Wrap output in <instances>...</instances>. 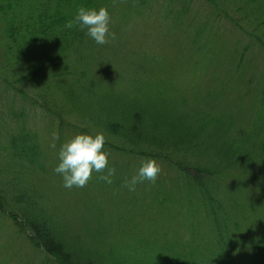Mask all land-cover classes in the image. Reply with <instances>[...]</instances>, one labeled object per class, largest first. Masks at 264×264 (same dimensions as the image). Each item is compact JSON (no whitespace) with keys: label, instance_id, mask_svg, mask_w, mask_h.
Listing matches in <instances>:
<instances>
[{"label":"trees","instance_id":"16d2710c","mask_svg":"<svg viewBox=\"0 0 264 264\" xmlns=\"http://www.w3.org/2000/svg\"><path fill=\"white\" fill-rule=\"evenodd\" d=\"M121 1L146 5L0 0V264H264V71L248 74L246 55L257 47L264 64V0H207L216 23L224 16L248 39L206 94L161 79L144 50L121 58L113 38L97 44L67 26L80 6L111 15ZM34 108L55 122L48 136L28 124ZM69 131L104 133L111 184L106 168L64 187L54 168ZM149 158L157 179L129 191ZM73 203L82 217L70 221L61 204Z\"/></svg>","mask_w":264,"mask_h":264},{"label":"rangeland","instance_id":"374dc122","mask_svg":"<svg viewBox=\"0 0 264 264\" xmlns=\"http://www.w3.org/2000/svg\"><path fill=\"white\" fill-rule=\"evenodd\" d=\"M145 2L146 5L138 13L134 11L137 4L131 7L125 1L117 5L114 3L111 8L110 27L115 33L112 41L115 46L122 47L120 50L118 48L116 55L125 58L128 50H144L152 61L156 58L161 62L160 74L163 72L166 77L161 79L167 80L179 91L181 89L195 91L196 87L204 86L206 88L204 94H206L208 91L219 89L227 70L235 68L234 47L240 50V45L243 46L248 38L224 16L221 22L216 23L215 14L207 0H172V2L145 0ZM177 9L183 12L178 14ZM256 49L257 47L248 48L246 52L247 56L253 53V67L247 72L248 74L264 71L262 55L259 57L260 53ZM194 60L195 63L197 62L195 64L197 67L191 70ZM111 66L112 64L109 68ZM114 68L115 65L111 67V74L116 72ZM231 83L227 94L229 93L228 96L232 98L234 91L238 92L240 86L237 82ZM252 96L254 99H250ZM251 97L245 100L256 101L254 95ZM28 124L37 127L47 136L51 128L55 130V122H52V119L40 109L34 108L31 111ZM64 135L66 138L74 136L71 131L65 132ZM206 138L205 132L203 139ZM76 205L61 204V212L69 217L70 221L82 217L81 212H78L79 206ZM23 244L26 246V241H23ZM35 253L29 250L30 258L38 262L41 256L36 258Z\"/></svg>","mask_w":264,"mask_h":264},{"label":"clouds","instance_id":"9594fccd","mask_svg":"<svg viewBox=\"0 0 264 264\" xmlns=\"http://www.w3.org/2000/svg\"><path fill=\"white\" fill-rule=\"evenodd\" d=\"M110 13L107 7L88 8L80 6L68 27L78 26L85 30L86 35L97 44H106L115 33L110 31ZM105 135L103 132H79L60 145L58 164L54 171L62 175L65 188L83 187L89 181L93 171L107 172L100 178L112 183L114 168L108 167L109 153L104 149ZM55 147V144H53ZM161 168L155 159L142 161L137 173L126 181L129 191H135L136 185L145 180L155 182Z\"/></svg>","mask_w":264,"mask_h":264}]
</instances>
